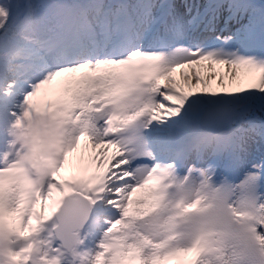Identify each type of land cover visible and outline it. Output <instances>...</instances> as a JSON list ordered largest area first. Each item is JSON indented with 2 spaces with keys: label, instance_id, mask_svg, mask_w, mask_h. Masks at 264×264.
Returning a JSON list of instances; mask_svg holds the SVG:
<instances>
[{
  "label": "snow or ice",
  "instance_id": "snow-or-ice-1",
  "mask_svg": "<svg viewBox=\"0 0 264 264\" xmlns=\"http://www.w3.org/2000/svg\"><path fill=\"white\" fill-rule=\"evenodd\" d=\"M0 264H264V0H0Z\"/></svg>",
  "mask_w": 264,
  "mask_h": 264
}]
</instances>
